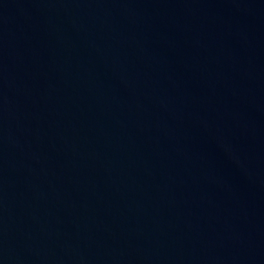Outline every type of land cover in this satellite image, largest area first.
Returning a JSON list of instances; mask_svg holds the SVG:
<instances>
[{
    "label": "water",
    "instance_id": "95a60500",
    "mask_svg": "<svg viewBox=\"0 0 264 264\" xmlns=\"http://www.w3.org/2000/svg\"><path fill=\"white\" fill-rule=\"evenodd\" d=\"M0 264H264V0H0Z\"/></svg>",
    "mask_w": 264,
    "mask_h": 264
}]
</instances>
